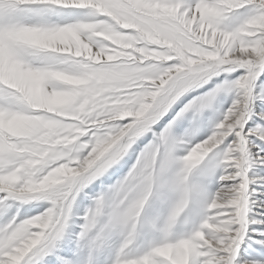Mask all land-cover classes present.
Listing matches in <instances>:
<instances>
[{
  "label": "snow or ice",
  "instance_id": "6c2138e0",
  "mask_svg": "<svg viewBox=\"0 0 264 264\" xmlns=\"http://www.w3.org/2000/svg\"><path fill=\"white\" fill-rule=\"evenodd\" d=\"M0 264H264V0H0Z\"/></svg>",
  "mask_w": 264,
  "mask_h": 264
}]
</instances>
